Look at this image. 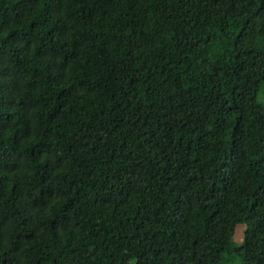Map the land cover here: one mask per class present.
<instances>
[{
	"label": "trees",
	"instance_id": "1",
	"mask_svg": "<svg viewBox=\"0 0 264 264\" xmlns=\"http://www.w3.org/2000/svg\"><path fill=\"white\" fill-rule=\"evenodd\" d=\"M263 95L264 0H0V264H264Z\"/></svg>",
	"mask_w": 264,
	"mask_h": 264
},
{
	"label": "rangeland",
	"instance_id": "2",
	"mask_svg": "<svg viewBox=\"0 0 264 264\" xmlns=\"http://www.w3.org/2000/svg\"><path fill=\"white\" fill-rule=\"evenodd\" d=\"M263 99H264V95H263ZM242 235H243V227L238 226L236 228V234L232 238L234 245L240 244V240H241ZM222 264H240V261H239L238 257L231 254V255H225L224 256Z\"/></svg>",
	"mask_w": 264,
	"mask_h": 264
}]
</instances>
